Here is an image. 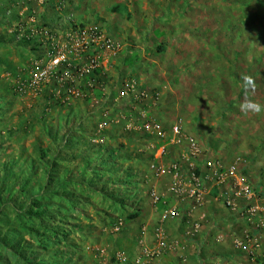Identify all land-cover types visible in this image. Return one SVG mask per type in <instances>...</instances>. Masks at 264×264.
<instances>
[{"label": "rangeland", "instance_id": "374dc122", "mask_svg": "<svg viewBox=\"0 0 264 264\" xmlns=\"http://www.w3.org/2000/svg\"><path fill=\"white\" fill-rule=\"evenodd\" d=\"M180 1L181 11L192 17L189 21L194 23L192 33L204 40L198 45L200 51L205 55V49L208 50L205 57L211 60L212 67L208 64L206 70L213 71V75L206 74L207 80L202 84L207 97L200 104L203 108L201 121L208 124L210 130L202 128L206 131L198 140L205 149L210 145L221 146L219 151L226 153L227 160L240 156L251 163L256 160L253 155L258 151L253 119L259 121L260 133L264 136V112L257 118L258 114L253 116L251 111L242 112L240 105L245 99L264 105V0ZM165 2L171 4L172 0ZM257 11L262 13L258 22L253 18ZM168 13L165 16H169ZM237 19H240L238 27L244 26L249 32H252V25L259 26L258 41L254 53L249 43L250 50L240 51L239 54L245 56H239L236 62L243 61L230 67L235 64L231 61L238 56L231 49L236 47L235 39L226 41V30ZM78 21L76 23L88 24L96 19ZM18 43L22 50L19 55L26 56L29 63L33 53L28 42L23 38ZM225 43L228 48L224 47ZM252 53L259 56V67H244ZM15 70L4 64L0 69L1 84L5 85L2 89L6 88L0 99V264L113 262L116 260L111 256L114 238L122 234L128 214L139 207L140 202L133 200L143 186L144 175L140 171L148 168V161L155 153L145 161L135 152L142 150L146 137L150 136L148 140L154 143L157 137L138 128V115L119 113L125 109L120 101L115 110L120 115L116 114L114 118L122 116L124 124L134 122V125H130L131 129L125 127L121 137L126 139L128 146L124 145L126 141L108 143L103 138L107 136V125L112 121L108 118V111L103 112L97 123L89 116L73 112L80 103L83 110H91L85 108L88 98L84 91L80 98L69 97L66 93L68 82L57 85L51 81L40 90L20 94L16 90V81L28 76L23 74L24 71ZM225 72L239 82H235L230 90L234 94L239 91L237 98L220 95L219 83ZM241 73H248L256 80L254 93L245 92ZM98 143L118 150L114 160L101 162L97 159ZM126 153L131 155L127 160L124 159ZM127 173L132 175L131 181L124 177ZM156 178L160 179L159 183L167 180ZM114 197L127 203L123 206ZM30 210H38L41 214L39 217L28 216ZM128 260L125 264H135L133 259Z\"/></svg>", "mask_w": 264, "mask_h": 264}, {"label": "crops", "instance_id": "0c3cea01", "mask_svg": "<svg viewBox=\"0 0 264 264\" xmlns=\"http://www.w3.org/2000/svg\"><path fill=\"white\" fill-rule=\"evenodd\" d=\"M180 3V0H172L171 4H167L165 0H47L45 4L38 5L35 0H0V69L3 64L10 65L16 70L24 71L25 76L29 74L31 58L28 63L26 56L23 58V55L22 57L19 55V51L22 50L14 37V28L19 21L33 19L36 24L47 28L62 29L69 24L79 22L78 20L96 19L106 34L122 45V51L112 60L114 64L110 61V67L101 69L102 72L99 73L90 90L88 84L82 87L88 98L85 108L91 110H83L84 106L80 103V107H75L73 112L76 115L89 116L88 118L97 123L100 122L103 112L108 111V118L113 121L107 125V136L103 137L108 143L126 141L121 137L124 136L126 128L131 129L134 125V122L124 124L121 120L122 116L119 119L114 116L123 112L135 116L139 115L140 111L153 116L161 130L167 134H170V128L175 123H180L186 134L199 139L198 137L203 136L206 131L203 129L209 128L208 124L207 126L201 121L203 108L200 104L201 100L207 97V91L202 90L204 88L202 84L207 80L206 74L213 75V71L206 70L208 64L212 67L211 60L205 57L208 55L206 52L208 50L205 49V55L202 50L200 51L198 45L204 43V40L192 33L194 23L189 22L192 17L186 16L181 11ZM165 13L169 16H165ZM254 14L253 18L258 22L262 13L257 11ZM239 20L237 19L236 23ZM183 23L187 24L183 25ZM258 31L259 26L254 25L251 33L244 26L226 30L228 33L226 41L235 39L236 47L231 49L235 56H238L235 61H231L235 64L232 63L230 67L237 66L243 61L236 62L239 56H245L239 54L240 51L250 50L249 43L252 44L251 52L254 53ZM223 45L228 48L227 43ZM253 53L249 60L246 58L248 62L246 61L244 67H259L257 63L259 56ZM231 55L233 56L232 53ZM224 63L228 64V61ZM202 66L205 67L204 70L199 69ZM223 75L225 77L222 76L218 89L220 95L229 99L237 98L239 91L234 94L231 92V87H234L235 82L237 84L239 82L232 80L230 73L225 72ZM262 77L264 78V75ZM228 81H230L229 87ZM125 84L145 91V99L142 102L136 101L133 97L124 99L120 91ZM4 86L0 80V99L4 97L3 91L6 90V88L2 89ZM120 101L125 109L118 113L115 111L116 103ZM255 115L257 114L253 113V116ZM258 116L257 118H260V114ZM253 122L257 132L258 151L253 155L256 160L251 163L243 158L244 171L259 191L264 192V136L260 133L259 121L257 122L255 118ZM133 130L137 131L136 128ZM143 142L142 150L135 153L142 159L149 160L154 152V156L158 154L157 148L161 144L167 145L166 141L160 140L154 143L147 139ZM124 145L128 146L127 141ZM220 149L221 146L216 148L210 145L207 151L219 165L227 166L235 157L227 160L226 153L219 151ZM184 151L180 146L168 145L166 152L169 155L165 153L166 158L164 154L160 161L166 165L172 160L181 159L182 171L185 172L189 161L183 158ZM124 159L127 160L126 157ZM146 159L145 161H148ZM134 160L129 163H133ZM145 169L146 167L139 170L141 175H144L143 186L141 185L142 188L138 193L139 213L137 217L126 220L122 234L114 238L111 256L116 260L113 262L110 260L107 264H125L120 258L124 257L127 261L128 259L131 261L141 255L143 248L155 247L158 231L167 245L157 257L146 261L145 264L247 263L246 260H240V263L236 260L237 253L234 248L235 237L250 229L245 218H242L237 211L226 208L222 201L215 197V191L211 190L203 195L202 204L190 214L191 220L199 224L198 229L189 230L182 220L170 218L166 213L175 203V198L168 192L170 178L162 177L167 180L159 183L160 179L154 178L149 168L146 169L147 171ZM199 171L204 172V169L201 168ZM206 187L208 188L207 184ZM152 189L161 195V200L157 203H153L149 196ZM258 240L260 251L264 252V231L259 232Z\"/></svg>", "mask_w": 264, "mask_h": 264}, {"label": "built area", "instance_id": "2783aa9c", "mask_svg": "<svg viewBox=\"0 0 264 264\" xmlns=\"http://www.w3.org/2000/svg\"><path fill=\"white\" fill-rule=\"evenodd\" d=\"M35 2L43 5L47 0ZM14 33L17 41L26 39L33 53L28 77L16 81V90L20 94L40 90L51 81L57 85L68 82L67 95L80 98L84 94L78 86L81 81L89 75L94 76L95 70L106 67L122 51V45L112 40L97 21L72 23L62 29H52L29 19L19 21ZM91 81L89 84H93ZM120 95L142 102L146 93L125 84ZM138 116V128L167 143L157 148L158 154L148 164L155 177L170 178L168 192L175 198V203L166 211L167 215L182 220L189 230H197L199 224L191 220L190 214L202 204L203 195L214 190L215 197L226 208L237 211L250 225L249 230L234 239L236 260L239 263L246 260V264H264V252L260 251L258 240L259 232L264 231V192L259 191L245 174L244 159L236 156L227 166H221L200 140L183 131L180 123H175L170 128V134H167L150 114L140 111ZM168 145L183 146V158L189 161L185 172L182 171L181 159L172 160L166 165L161 163ZM199 167L204 172L199 171ZM149 196L153 203L161 200V195L154 189L150 190ZM157 237L156 246L143 248L141 255L132 260L133 263L145 264L158 256L167 244L159 231ZM120 260L127 263L124 257Z\"/></svg>", "mask_w": 264, "mask_h": 264}, {"label": "trees", "instance_id": "16d2710c", "mask_svg": "<svg viewBox=\"0 0 264 264\" xmlns=\"http://www.w3.org/2000/svg\"><path fill=\"white\" fill-rule=\"evenodd\" d=\"M237 21V20H236ZM236 21H235V24H231L230 25V28H232V30H234V29H236L237 27H238V23H236ZM249 31V30H248ZM250 33H251V31H250ZM102 72V70L101 69H97V70H95V75L94 76H91V75H89V76H87V77H85L84 79H83V81H81V90L83 89L82 87H84L85 85H87L89 82H91V80H93V84H88L89 86V90L94 86V84H95V82L94 81H96V78H97V76L99 75V73H101ZM55 84V83H54ZM83 91V90H82ZM126 114V113H125ZM127 116H130V115H128V113L126 114ZM133 116V115H132ZM136 117H137V115H136ZM139 117V116H138ZM137 117V118H138ZM137 123H139L138 121H137ZM142 134L144 135V136H147V134H144L143 132H142ZM143 136V137H144ZM149 138H151L150 136H149ZM148 137H146V140L147 139H149ZM102 144H100V143H98L97 144V146L99 147V149H98V151H97V159L98 160H100L101 162H106L107 160L110 162L111 160H114V158H115V155H116V153H117V151H116V149L115 148H113V147H111L110 145H102ZM183 147V146H182ZM181 147V148H182ZM184 149V148H183ZM130 155V154H129ZM129 155L127 154V157H129ZM139 155V154H138ZM126 157V158H127ZM131 157V156H130ZM128 159V158H127ZM124 177H128V179H129V181H131V177H132V175H130V174H126ZM116 185V184H115ZM110 189V188H109ZM116 193V192H115ZM136 198H134V200L133 201H136V203L137 202H139V197H137V195L135 196ZM114 199H118L117 201H119L120 203H121V205H125L127 202H125V200H123V199H120V198H117V197H114ZM37 204V203H36ZM138 213H139V207L138 206H136L135 207V209L133 210V212L132 213H130V214H128V216H127V219L126 220H128V219H133V218H135V217H137V215H138ZM40 214H41V212H39L38 210H30V211H28V216H31V217H39L40 216Z\"/></svg>", "mask_w": 264, "mask_h": 264}, {"label": "clouds", "instance_id": "9594fccd", "mask_svg": "<svg viewBox=\"0 0 264 264\" xmlns=\"http://www.w3.org/2000/svg\"><path fill=\"white\" fill-rule=\"evenodd\" d=\"M240 79L242 81V87L246 93H254L256 89V80L253 76L248 73H241ZM240 109L242 112L247 114L251 111L254 114H260L264 112V105H261L258 101L252 99H245L241 105Z\"/></svg>", "mask_w": 264, "mask_h": 264}]
</instances>
